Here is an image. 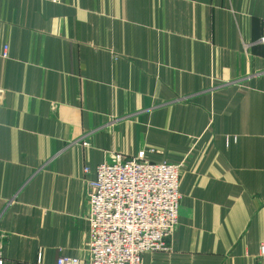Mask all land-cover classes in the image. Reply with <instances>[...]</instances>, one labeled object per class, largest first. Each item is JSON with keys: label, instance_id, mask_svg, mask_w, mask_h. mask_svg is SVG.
<instances>
[{"label": "crops", "instance_id": "0c3cea01", "mask_svg": "<svg viewBox=\"0 0 264 264\" xmlns=\"http://www.w3.org/2000/svg\"><path fill=\"white\" fill-rule=\"evenodd\" d=\"M263 35L264 0H0V264L86 257L88 181L141 151L182 164L143 264H264Z\"/></svg>", "mask_w": 264, "mask_h": 264}, {"label": "built area", "instance_id": "2783aa9c", "mask_svg": "<svg viewBox=\"0 0 264 264\" xmlns=\"http://www.w3.org/2000/svg\"><path fill=\"white\" fill-rule=\"evenodd\" d=\"M259 42L264 45V35ZM1 53L8 56L7 45ZM181 171L182 164L149 161L144 151L98 164L88 181L87 256L60 255L56 264H143L144 253L169 249L179 222Z\"/></svg>", "mask_w": 264, "mask_h": 264}, {"label": "rangeland", "instance_id": "374dc122", "mask_svg": "<svg viewBox=\"0 0 264 264\" xmlns=\"http://www.w3.org/2000/svg\"><path fill=\"white\" fill-rule=\"evenodd\" d=\"M87 250L84 252L86 254ZM87 255V254H86Z\"/></svg>", "mask_w": 264, "mask_h": 264}]
</instances>
